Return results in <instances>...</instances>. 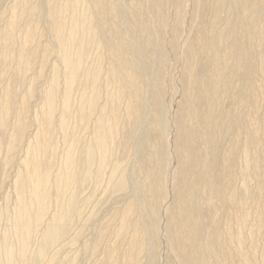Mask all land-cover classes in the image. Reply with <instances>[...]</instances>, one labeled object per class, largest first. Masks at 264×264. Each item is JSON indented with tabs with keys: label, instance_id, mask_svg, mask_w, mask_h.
Masks as SVG:
<instances>
[{
	"label": "bare ground",
	"instance_id": "1",
	"mask_svg": "<svg viewBox=\"0 0 264 264\" xmlns=\"http://www.w3.org/2000/svg\"><path fill=\"white\" fill-rule=\"evenodd\" d=\"M3 1L0 264H252L264 0Z\"/></svg>",
	"mask_w": 264,
	"mask_h": 264
},
{
	"label": "rangeland",
	"instance_id": "2",
	"mask_svg": "<svg viewBox=\"0 0 264 264\" xmlns=\"http://www.w3.org/2000/svg\"><path fill=\"white\" fill-rule=\"evenodd\" d=\"M6 1V0H5ZM5 1H3V4L4 3H6ZM187 9V8H186ZM206 17L209 19H211V17H212V15H211V13L210 12H206ZM197 17L195 18V17H193L192 18V22H190V23H193L192 24V26L193 27H195V25H197ZM261 21L260 20H256V25L257 26H264V22L262 23L261 22V25L259 24ZM192 30V33H191V31H190V29L188 30L187 29V31L185 30V36H188V34H189V36L188 37H192V34L194 33V28H191ZM191 33V34H190ZM187 34V35H186ZM262 55H260V58H262L261 60H263V62H264V54H263V56L261 57ZM183 63V61L181 62V64ZM183 66H185L186 64H182ZM262 78V77H260V75L259 74H254V78ZM257 78V79H258ZM225 99V100H224ZM262 99V100H261ZM260 99V103H261V112H263V114H264V98H261ZM222 100H223V102L225 103V104H228L229 103V98H226V97H222ZM227 102V103H226ZM233 105V106H232ZM235 105V106H234ZM231 106H232V108L234 109V111L236 112V113H244V111H246L247 109H246V107H244V105L243 106H240V105H238V104H231ZM239 106V107H238ZM239 109V110H238ZM169 137V139H170V136H168ZM168 139V138H167ZM168 139V140H169ZM131 161V160H130ZM237 161H240V159L239 160H237ZM130 163V162H129ZM10 171V170H9ZM8 171V172H9ZM7 172V171H6ZM10 174V173H9ZM8 174V175H9ZM4 176V175H3ZM2 176V178H1V181H2V192H4L2 195L0 194V236L2 237V233H3V227L6 225V223L8 222V220H9V213H10V207L13 205L12 204V200H11V198L9 199V197L7 196L6 197V199L5 198H3V196H4V194H9V187L7 186V184L5 183V180L7 181V174H6V176H4L3 177ZM4 180V183H3V180ZM231 180H232V182H231ZM230 180V182H231V184L230 185H232L233 186V184L232 183H234V184H236L237 182H234V181H236V180H234V179H231ZM237 185V184H236ZM89 187H86L85 188V190H84V192H83V194H86V193H88L89 191H90V189L92 188V185H88ZM87 188H88V190H87ZM3 189H4V191H3ZM6 190V191H5ZM7 190H8V193H7ZM87 191V192H86ZM101 197V195H99L98 194V191H97V193H96V195H95V198H93L92 200L94 201V199H96V197ZM2 197V198H1ZM7 202L8 201V204L6 203V204H4L3 202ZM109 202V203H108ZM110 202H111V204H110ZM3 203V205H1ZM107 204L105 205H103L102 207H101V211L103 212H101L100 211V213L98 214V219L100 220V221H98L99 223L100 222H104V221H107V220H109L110 218H111V225L113 226L114 224L116 225V222H115V220H113V217H112V214L116 211V210H118L122 205V203L121 202H114V201H107L106 202ZM12 204V205H11ZM116 204H118V205H116ZM9 205H10V207H9ZM108 205V206H107ZM121 205V206H120ZM4 207H8V208H4L5 210L3 211V208ZM91 208V204H87L86 206H84L83 207V209H82V216H84L86 213H88V209H90ZM105 208V210H103ZM107 208V209H106ZM109 208V209H108ZM7 209H9V210H7ZM113 209V210H112ZM111 210H112V212H111ZM7 211V212H6ZM4 212V213H3ZM111 212V213H110ZM102 213V214H101ZM106 214V215H105ZM109 214V215H108ZM111 214V215H110ZM99 215H100V217H99ZM102 215H103V218H102ZM107 215H108V218H107ZM106 217V218H105ZM7 218V219H6ZM106 219V220H105ZM251 221V218H249V222ZM248 222V223H249ZM3 223H5V224H3ZM113 223V224H112ZM80 224V222L79 223H76V227L78 226ZM3 225V226H2ZM114 225V226H115ZM76 227H74V229L76 228ZM236 227V226H235ZM92 230V229H91ZM91 230L90 231H88L86 234H84L80 239H81V241H80V239L76 242L77 244H76V246H74L73 245V249H75L76 251H78L79 250V247L81 246V242L83 241V240H85L84 238L86 237V235H87V237L86 238H88V237H90L91 235ZM263 230V231H262ZM90 232V233H89ZM73 233V232H72ZM90 235V236H89ZM1 237H0V242H1ZM107 237V238H106ZM105 237V242L107 243H109V241H110V235H107ZM252 236H249V238L250 239H252L251 238ZM257 238V240H256V238ZM254 238H255V240L257 241V244H258V247H257V249L256 250H254L253 252H252V264H262V263H260V262H263L264 261V259H262L263 258V256H264V250L262 249L263 247V244H264V227L263 228H261V230H260V232H259V234L257 233V235L255 236ZM259 237V238H258ZM249 238H247L246 237V241H244V248H245V250H249V248H248V246H250V243H251V240H249ZM261 242V243H260ZM81 243V244H80ZM78 249V250H77ZM75 250L73 251V252H75ZM258 250H259V252H258ZM263 251V252H262ZM261 253V254H260ZM100 255V254H99ZM99 255H98V257H99ZM254 255V256H253ZM237 255L235 254L234 256L232 255V258L234 259L235 257H236ZM85 257H87V259H85ZM85 257H83L81 260H80V262H79V264H96L97 262V256H94V255H92V256H90V255H88V256H85ZM88 257H89V259H88ZM254 257V258H253ZM236 260L234 261V262H236V264H244L243 262H241V260L238 258V256H237V258H235ZM257 259V260H256ZM96 260V261H95ZM254 260V261H253ZM261 260V261H260ZM82 261V262H81ZM258 261V262H257ZM241 262V263H240ZM254 262V263H253Z\"/></svg>",
	"mask_w": 264,
	"mask_h": 264
}]
</instances>
